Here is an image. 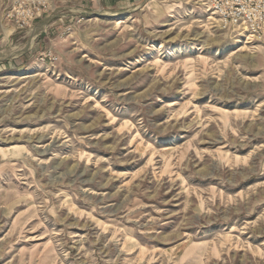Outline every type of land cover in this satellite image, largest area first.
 <instances>
[{
  "label": "rangeland",
  "instance_id": "374dc122",
  "mask_svg": "<svg viewBox=\"0 0 264 264\" xmlns=\"http://www.w3.org/2000/svg\"><path fill=\"white\" fill-rule=\"evenodd\" d=\"M239 33L203 0L3 29L0 264H264V40Z\"/></svg>",
  "mask_w": 264,
  "mask_h": 264
},
{
  "label": "built area",
  "instance_id": "2783aa9c",
  "mask_svg": "<svg viewBox=\"0 0 264 264\" xmlns=\"http://www.w3.org/2000/svg\"><path fill=\"white\" fill-rule=\"evenodd\" d=\"M51 0H0V35L7 27L24 30L41 19ZM221 31H236L254 41L264 40V0H203ZM239 33V34H240ZM49 61L55 57L44 56ZM44 60V59H41Z\"/></svg>",
  "mask_w": 264,
  "mask_h": 264
},
{
  "label": "crops",
  "instance_id": "0c3cea01",
  "mask_svg": "<svg viewBox=\"0 0 264 264\" xmlns=\"http://www.w3.org/2000/svg\"><path fill=\"white\" fill-rule=\"evenodd\" d=\"M48 16H49V14H48ZM48 16H47V17H48ZM45 17H46V16H45ZM47 17H46V18H47Z\"/></svg>",
  "mask_w": 264,
  "mask_h": 264
},
{
  "label": "bare ground",
  "instance_id": "6f19581e",
  "mask_svg": "<svg viewBox=\"0 0 264 264\" xmlns=\"http://www.w3.org/2000/svg\"><path fill=\"white\" fill-rule=\"evenodd\" d=\"M99 15V14H98ZM37 27V26H36ZM242 50V49H241Z\"/></svg>",
  "mask_w": 264,
  "mask_h": 264
}]
</instances>
